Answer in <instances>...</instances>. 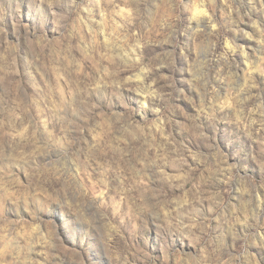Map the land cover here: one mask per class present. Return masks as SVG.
<instances>
[{
	"label": "rangeland",
	"instance_id": "rangeland-1",
	"mask_svg": "<svg viewBox=\"0 0 264 264\" xmlns=\"http://www.w3.org/2000/svg\"><path fill=\"white\" fill-rule=\"evenodd\" d=\"M0 264H264V0H0Z\"/></svg>",
	"mask_w": 264,
	"mask_h": 264
}]
</instances>
